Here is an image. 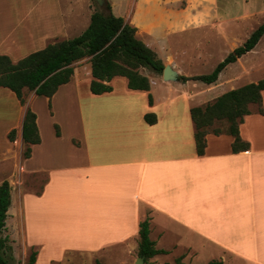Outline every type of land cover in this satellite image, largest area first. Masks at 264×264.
I'll return each instance as SVG.
<instances>
[{
	"label": "crops",
	"instance_id": "1",
	"mask_svg": "<svg viewBox=\"0 0 264 264\" xmlns=\"http://www.w3.org/2000/svg\"><path fill=\"white\" fill-rule=\"evenodd\" d=\"M0 8V54L14 62L83 33L97 10L91 0H0ZM125 14L138 38L179 77L200 75L186 70L246 41L237 33L248 14L220 15L219 0H129ZM258 44L201 91L192 85L196 80L167 81L142 67L150 90L131 89L118 76L109 82L111 92L94 94L91 62L81 70L86 58L52 98L26 89L22 104L0 87V184L12 186L4 236L26 255L36 251L35 264L115 246L126 256L139 251L140 224L149 219L157 248H187L193 256L213 250L209 258L224 264H264V90L263 112L252 104L239 126L248 150L234 152L233 135L211 131L205 154L198 155L191 115L192 107L208 101L198 102L206 89L216 91L214 101L261 80L236 83L258 69ZM28 108L37 114L42 138L30 158L23 139ZM147 113L157 115L155 124L146 121ZM40 174L43 185L28 189L26 178Z\"/></svg>",
	"mask_w": 264,
	"mask_h": 264
},
{
	"label": "trees",
	"instance_id": "2",
	"mask_svg": "<svg viewBox=\"0 0 264 264\" xmlns=\"http://www.w3.org/2000/svg\"><path fill=\"white\" fill-rule=\"evenodd\" d=\"M108 12L96 10L91 16L87 29L71 39L57 40L45 48L30 53L14 62L9 55L0 54V87H7L14 91L25 104V90L35 91L38 95L49 98L59 90L60 86L71 81L74 64L85 58H90L93 79L90 89L94 94L111 92L113 86L109 84L118 76L128 79L131 89L150 90L151 83L148 76L140 69L146 67L158 74H163L165 64L158 54L137 36V27L128 23L124 17L113 13L110 3ZM264 36V22L241 45L229 53L211 73L192 77L180 76L179 79L201 80L207 84L215 83L220 73L231 63L253 50ZM264 78L258 82H251L241 87L231 89L213 102L205 106L191 108L192 119L195 124V141L198 155H204L207 147V134L224 131L235 137L232 150L240 152L248 150L250 143L240 136V123L251 113V105L258 104L260 112L263 100ZM150 102H153L150 95ZM51 109L52 104L49 103ZM145 119L149 124H155L158 117L155 113H147ZM217 121H226L227 128L216 127ZM57 135L60 136L59 125L56 124ZM9 139H16V130L9 133ZM23 139L26 144L24 155L30 158L32 145L42 141L37 114L31 108L27 109ZM12 186L9 180L0 184V264H12L6 253L11 249L9 238L4 236L8 210L12 203ZM139 256L146 262L159 254L168 253L165 249L156 247V242L150 237V221L144 220L140 224ZM37 252L33 251L26 264L36 263ZM208 264H224L223 260L213 259Z\"/></svg>",
	"mask_w": 264,
	"mask_h": 264
},
{
	"label": "rangeland",
	"instance_id": "3",
	"mask_svg": "<svg viewBox=\"0 0 264 264\" xmlns=\"http://www.w3.org/2000/svg\"><path fill=\"white\" fill-rule=\"evenodd\" d=\"M81 5L84 4V0H77ZM185 1V0H184ZM200 0H194V2H199ZM210 1V0H206ZM94 9L102 10L103 12H108L107 6L100 7L94 0H91ZM108 3L112 6V11L118 16L126 15V10L129 5V0H109ZM206 13L210 10L206 6ZM1 11V8H0ZM219 13L220 15H244L248 14L241 23H242V30L237 34L243 39L244 41L249 38V36L264 22V0H219ZM80 34L74 32L72 33V37H76ZM1 45V44H0ZM257 51L259 52L255 62L257 63L258 69L249 73L244 78L239 80L237 85L245 83L247 79H262L264 78V36L262 37L261 41L258 44ZM230 53V52H229ZM209 54L205 57L203 63L195 65L190 70H186L189 73L194 74H208L211 73L214 68L220 63L224 57L228 54ZM250 57V56H249ZM251 58V57H250ZM251 62L254 61V57L251 58ZM90 60L87 58L82 61L81 70L82 72L87 69ZM237 67H235L236 69ZM141 70V69H140ZM150 70V69H149ZM228 73V72H227ZM226 73V74H227ZM181 75V73H180ZM196 76V75H194ZM192 85L195 86L196 91H201L202 89L207 86L201 80H196L192 82ZM216 91H211L210 89L204 91V94H200L198 97V102L200 103L201 100L207 101L200 106H205L210 102H213L212 95ZM216 127L226 129L228 124L226 121H217L215 124ZM56 131V129H55ZM57 134V132H56ZM46 180L45 174H40L38 176L33 175L29 176L25 180V186L28 189H35L38 190ZM146 210H148L146 208ZM154 232V236H155ZM13 240L9 238V244L11 249L6 253V256L10 259L12 264H26L29 260L31 252H28L26 255L24 252V248L20 245H14ZM124 251V248L121 246H115L112 248H108L101 253H90L84 251L78 252H69L66 258L63 261L53 262L52 264H136L138 261L139 251L135 249L134 252H130L126 256L121 254ZM213 251V250H212ZM211 251V252H212ZM211 252H205L203 255H196L193 256L189 249L187 248H180L176 246L168 247V253L166 254H159L152 258H149L146 262L143 261V264H208ZM216 254V251L215 253ZM214 257V256H212Z\"/></svg>",
	"mask_w": 264,
	"mask_h": 264
},
{
	"label": "water",
	"instance_id": "4",
	"mask_svg": "<svg viewBox=\"0 0 264 264\" xmlns=\"http://www.w3.org/2000/svg\"><path fill=\"white\" fill-rule=\"evenodd\" d=\"M100 7L108 5V0H94ZM163 78L167 81H177L179 79V73L170 65H166L163 71ZM144 258L139 257L136 264H143Z\"/></svg>",
	"mask_w": 264,
	"mask_h": 264
}]
</instances>
